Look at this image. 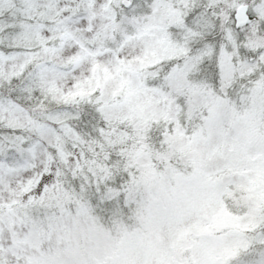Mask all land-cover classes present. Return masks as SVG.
I'll use <instances>...</instances> for the list:
<instances>
[{"label": "snow or ice", "instance_id": "snow-or-ice-1", "mask_svg": "<svg viewBox=\"0 0 264 264\" xmlns=\"http://www.w3.org/2000/svg\"><path fill=\"white\" fill-rule=\"evenodd\" d=\"M0 264H264V0H0Z\"/></svg>", "mask_w": 264, "mask_h": 264}]
</instances>
